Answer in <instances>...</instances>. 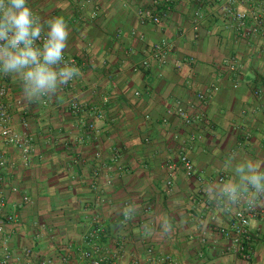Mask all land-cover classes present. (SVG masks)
<instances>
[{"label":"crops","instance_id":"1","mask_svg":"<svg viewBox=\"0 0 264 264\" xmlns=\"http://www.w3.org/2000/svg\"><path fill=\"white\" fill-rule=\"evenodd\" d=\"M83 1L28 0L42 23L54 17L65 19L69 38L64 53L87 65L76 89L60 86L49 95L48 106L41 100L29 101L23 81L8 74L7 104L13 123L23 133L27 122L35 142L29 165L18 149L0 142L10 161L3 186L6 213L17 218L8 226L14 253L11 264L48 259L62 264L65 254L70 255L69 264H88L80 258L82 237L86 216L99 193L110 201L98 208L106 222L102 245L119 254L116 264L134 260L161 264L160 257H170L176 264H264V201H257L260 213L251 223V262L224 254L227 242L214 230L230 228L236 211L246 205L242 202L229 209L227 197L219 195L226 182L239 181L236 166L250 159L264 171V93L254 95L255 90L264 91V38L238 39L217 13L219 0H176L161 27L142 25L135 16V10L149 0H95L100 6L95 20L90 19L91 5L79 10ZM198 9L203 20L195 38ZM48 30L44 24V32ZM163 41L173 49L165 67L131 70L152 45ZM190 58L196 63L185 61L177 67L178 61ZM233 58L237 69L230 71ZM212 84L219 85L220 91L200 104L197 94ZM76 93L106 112L107 119L98 125L102 132L98 144L90 138L81 142L82 119L61 108ZM179 105L192 114L200 109L205 119L185 124L176 115ZM96 146L104 159L119 147V164L126 169L114 174L112 187L98 180L99 190L91 187L99 164ZM182 146L194 161L196 174L187 178L177 171L169 189L167 165L178 160ZM221 175L226 176L224 183L218 182ZM166 222L171 225L168 233ZM25 249L32 250L31 260L25 258Z\"/></svg>","mask_w":264,"mask_h":264},{"label":"built area","instance_id":"2","mask_svg":"<svg viewBox=\"0 0 264 264\" xmlns=\"http://www.w3.org/2000/svg\"><path fill=\"white\" fill-rule=\"evenodd\" d=\"M175 1L176 0H149V3L146 6L139 7L135 10V16L138 22L142 25L161 27L170 18ZM87 5L93 7L90 13V19H97L100 15V6L96 4L95 0H84L80 4L79 10L83 11ZM254 5H256V8ZM263 12L264 0H219L217 7V13L227 21L228 27L235 32L237 38L242 40H250L255 37L264 38ZM33 13L42 20V17L38 12ZM202 20V10L198 9L194 14L193 31L195 33V38L198 37L197 33L200 29ZM116 37L119 39L121 33H117ZM140 39L143 41L145 40V37L141 36ZM37 44L38 46H42V40L37 41ZM172 50V45L167 41L154 44L141 61L131 65V70L133 72H139L150 71L155 67L163 68L168 64ZM185 61L190 64L196 63V60L193 58L184 59L177 62V67L180 68ZM65 63L69 66L77 67L80 73L82 68L87 65L85 61H81L80 59L64 53V61L60 66L63 67ZM236 69L237 59L233 58L229 61V70L234 71ZM79 76L80 74L75 76L67 84L61 85V88L73 91L76 89ZM8 81L9 75L0 73V142L18 149L25 164L29 165L34 155L35 142L34 138L28 131L29 125L27 122H24L25 131L23 133H20L13 123L12 114L7 104V97L10 90ZM90 89L96 91V86H92ZM219 91V85L212 84L206 92H199L197 94V100L200 104H203ZM262 93H264V91H254L256 97L261 96ZM135 96L140 97L141 92L136 91ZM40 100L43 106H48L50 103L49 96H44ZM18 105L22 106L23 101L19 100ZM61 108L82 119L81 125L84 129L85 135L80 139L81 142H84V138H90L95 144H98L102 133L98 125L107 119L106 112L101 106L82 101L80 95L76 93L63 103ZM199 110H197L195 114H192L185 107L179 105L176 109V115L185 124L191 125L195 121H203L205 119L204 113ZM150 118L149 115H146L145 117L146 121H149ZM168 122L167 119L163 120L164 124H168ZM249 138L250 134L247 135L246 139L249 140ZM191 139L195 140V136L193 135ZM146 142L149 143L150 140L146 139ZM120 156V148L113 147L111 150V158L104 159L101 149L96 146L95 158L99 164L94 168L92 173L93 180L91 187L93 190L100 189L97 184L98 180H102L107 187H112L114 174H123L126 172L125 167L119 164ZM9 166V158L6 152L0 148V264H11L14 260V253L10 243V236L8 234V226L16 222L17 218L14 214L9 215L6 213L7 202L3 192V186L7 178L6 172ZM179 170L183 171L187 178H192L196 174L194 161L188 155L185 146L180 147L178 160L168 163L167 165V187L169 189L173 187L175 173ZM225 181V175H221L218 178L219 183H224ZM13 191L17 192L18 188H14ZM258 200L264 201V197H260ZM108 203H110V201L102 193H99L96 201L90 206L91 212L86 216L87 231L82 237L84 247L80 251V258L88 264H116L120 258L118 253H113L102 245V240L106 231V222L104 217L99 213L98 208ZM259 213L257 203L255 207L241 205L233 217L230 228L214 229L227 242L224 248V254L238 256L247 262L253 260L251 250V223L259 216ZM205 239L206 235L204 234L201 238L203 243L206 241ZM24 256L26 259L31 260L33 257L32 250L25 249ZM69 260V254H65L61 257L62 264H69ZM160 263L176 264V262L170 257H160ZM35 264H55V262L52 259H48L39 261ZM133 264H139V261L134 260Z\"/></svg>","mask_w":264,"mask_h":264},{"label":"clouds","instance_id":"3","mask_svg":"<svg viewBox=\"0 0 264 264\" xmlns=\"http://www.w3.org/2000/svg\"><path fill=\"white\" fill-rule=\"evenodd\" d=\"M44 24L49 29L46 33ZM68 38L69 28L63 17L42 23L28 0H0V73L18 75L29 101L55 94L61 85L80 74L75 66H60ZM41 40L42 46H38L37 41ZM235 172L239 181L226 182L219 190L221 199L227 197L229 209L242 202L255 207L258 199L264 197V171L259 162L246 160L236 166ZM166 225L168 233L171 225Z\"/></svg>","mask_w":264,"mask_h":264}]
</instances>
